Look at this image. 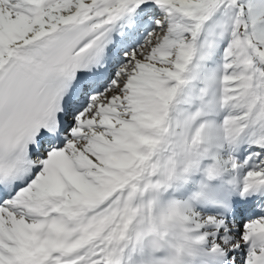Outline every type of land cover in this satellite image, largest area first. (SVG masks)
<instances>
[{
	"label": "snow or ice",
	"instance_id": "obj_1",
	"mask_svg": "<svg viewBox=\"0 0 264 264\" xmlns=\"http://www.w3.org/2000/svg\"><path fill=\"white\" fill-rule=\"evenodd\" d=\"M0 264H264V0H0Z\"/></svg>",
	"mask_w": 264,
	"mask_h": 264
}]
</instances>
